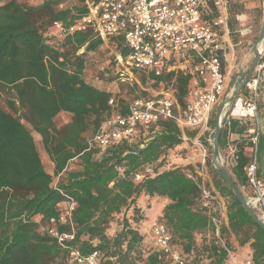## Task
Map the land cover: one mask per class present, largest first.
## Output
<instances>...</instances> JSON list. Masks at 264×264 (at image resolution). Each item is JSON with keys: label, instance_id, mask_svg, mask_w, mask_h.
<instances>
[{"label": "trees", "instance_id": "trees-1", "mask_svg": "<svg viewBox=\"0 0 264 264\" xmlns=\"http://www.w3.org/2000/svg\"><path fill=\"white\" fill-rule=\"evenodd\" d=\"M66 1L0 0V264H69L68 250L43 229L58 216L64 199L60 190L77 203L72 215L76 235L71 243L84 254L99 251L103 264H172L154 248H144L145 233L139 225L148 219L150 204L146 202L156 197L167 199L161 220L191 264H226L225 252L212 238L209 217L199 207L197 183L187 176L195 167L190 162L166 167L170 153L186 143L184 131L192 138L196 130L161 120L139 126L131 138L104 149H88L87 133L96 132L109 114L112 96L86 79L88 57L95 58L106 44L112 45L115 53L105 75L107 80H119L117 54L125 58L129 48L122 36H108L106 42L91 28L69 33V27L88 14L89 3L100 0H76L77 4L64 6ZM240 8L239 3L229 1L232 28L230 12L238 15ZM206 11L207 20L214 17L211 1ZM138 75L136 86L139 81L151 82L153 89L172 85L181 107L194 79L182 70ZM160 96L145 89L137 97ZM129 104L120 103L123 113ZM62 112L72 117L58 126L56 117ZM211 126L214 129V119ZM248 128L236 120L226 123L220 149L229 132L243 133ZM203 141L210 145L207 136ZM243 143L237 144L239 158L230 172L244 192L250 142L245 139ZM39 144L54 166L53 174L46 169ZM75 158L78 167L69 169ZM147 165L153 166L154 174L135 180V174ZM207 165L229 208L223 232L250 249L247 255L254 262L264 264V228L213 168L209 156ZM257 175L264 180V132L258 142ZM55 176L60 179L57 187L53 186ZM140 198L144 205H139ZM61 229L69 231L71 226Z\"/></svg>", "mask_w": 264, "mask_h": 264}, {"label": "built area", "instance_id": "built-area-1", "mask_svg": "<svg viewBox=\"0 0 264 264\" xmlns=\"http://www.w3.org/2000/svg\"><path fill=\"white\" fill-rule=\"evenodd\" d=\"M208 1L214 8V17L205 18ZM230 0H100L89 3V12L69 27V33L93 29L101 38L122 36L129 54L123 58L117 54L119 64L115 74L121 81L138 82L137 74L151 73L160 76L165 71L182 70L193 75L188 100L181 107L174 90L161 93L160 97H137L123 113L114 96L109 99L110 112L100 127L87 139L88 149H104L114 142L129 139L139 126H149L161 120H174L183 129L197 131L194 138L199 147L198 166L187 176L195 180L199 190V207L209 217L213 240L226 254V264L256 263L247 256L242 262L230 245L229 237L223 232L228 223L229 208L226 199L212 186L207 160L209 150L203 141L205 135L212 134L211 126L215 107L224 97L229 96L225 64L229 44L225 35L230 33ZM207 4V5H206ZM57 27L62 28L61 24ZM261 57L253 74L245 86V92L230 106L226 123L237 120L241 124L252 125L250 133V160L244 167L247 184L243 187L247 201L258 218L264 223V180L257 175L258 142L263 130L261 113L264 98V39L260 46ZM235 88L231 87V91ZM264 114V113H263ZM212 144L213 139L207 138ZM239 149L230 140L228 150L221 152L219 161L229 170L238 160ZM154 174L152 165H147L135 174L140 180ZM58 182H53L57 187ZM59 203L58 216L52 218L43 228L57 243L68 250L69 264H103L100 252L84 254L71 242L75 239L72 215L76 201L65 194ZM70 225L71 230L61 227ZM154 249L168 258L172 264H191L173 241L167 224L157 221L152 226ZM135 264H143L136 262Z\"/></svg>", "mask_w": 264, "mask_h": 264}, {"label": "rangeland", "instance_id": "rangeland-1", "mask_svg": "<svg viewBox=\"0 0 264 264\" xmlns=\"http://www.w3.org/2000/svg\"><path fill=\"white\" fill-rule=\"evenodd\" d=\"M20 2H29V3H40L43 0H18ZM232 2H237L241 5L240 12L238 15H235L234 10L231 13V20L233 22V28L229 26L230 33L225 35V40L229 44L228 49V60L231 61L233 65V69L231 68V72L227 77V85L231 83L233 75L235 74L236 66L239 64V61L244 63V74L247 73L253 58H254V48L253 45L258 38L262 22L264 19V0H232ZM77 4L76 0H68L64 3V6H72ZM106 42H108L106 40ZM105 49L102 53L97 55L95 58L89 56L87 60V73L86 79L95 84L96 86L100 87H110L112 96H114L115 101L118 102L119 106L122 102H132L137 96L141 94V90H149L150 93L153 94H161L163 91L172 90V85L170 84H163L156 88H152L153 84L151 82H147L142 84L139 81V86H136L134 82L128 81H121L117 79L107 80L105 73L107 72L108 68V61L112 54L115 53V48L112 45H105ZM230 69V68H229ZM140 76V74L138 75ZM139 78V77H138ZM235 88L233 91L237 90L238 86L234 85L232 88ZM220 103H218L215 107L214 111V121L216 119V115L219 110ZM262 111H264V98L262 100ZM71 117L66 114L62 113L56 117V123L58 126H62L68 121H70ZM263 126H264V115H262ZM193 131V129H188ZM264 130V127H263ZM207 138L213 139V133L205 135ZM195 136L192 137L190 140H187L183 147L180 149H175L173 152L170 153V158L168 161V166L166 167H173L178 164H182L185 162H190L193 164L194 167L198 166L200 161V151L199 147L195 144L194 140ZM209 150V157L212 159V148L213 145H207ZM40 152L43 156V160L48 170L49 161L48 155L43 150L41 144H39ZM49 167V168H48ZM78 167V159H75L71 162L69 169H74ZM209 175L212 181L213 175L212 172L209 170ZM59 177L55 176L53 182H59ZM164 199V198H163ZM167 201V199H165ZM148 211V210H147ZM152 215V214H150ZM161 220V215L159 216H148V221L141 222L143 225H139L141 230L145 233V237H149L150 234L148 232H152V226ZM164 221V220H163ZM165 222V221H164ZM150 230V231H149ZM151 240V239H150ZM147 246L146 251H150L152 249L150 243ZM146 245H144V248ZM234 247V246H233Z\"/></svg>", "mask_w": 264, "mask_h": 264}, {"label": "water", "instance_id": "water-1", "mask_svg": "<svg viewBox=\"0 0 264 264\" xmlns=\"http://www.w3.org/2000/svg\"><path fill=\"white\" fill-rule=\"evenodd\" d=\"M264 39V19L262 22V26L258 35V38L256 39L253 48H254V58L253 61L247 71L246 74L243 75V79L241 82V85L237 88L235 91H231V87L235 85V81L238 78V74H235L231 80V83L228 86V92L229 96L224 97L222 102L220 103L218 113L216 115L215 119V126L213 129V148H212V166L213 168L219 173L221 178L224 180V182L227 184V186L232 190V192L235 194V196L238 198V200L243 204V206L247 209V211L250 213V215L253 217V219L264 228V223L258 218L256 215L254 209L251 207L249 202L247 201V198L244 194V192L241 190L239 185L237 184L236 180L233 178L230 170L219 161V157L221 154L220 149V137L223 131L224 123L226 121V118L229 115L230 112V106L235 102V100L240 96L242 90L245 88L247 82L251 78L253 71L255 67L257 66L260 57H261V51L260 46Z\"/></svg>", "mask_w": 264, "mask_h": 264}, {"label": "crops", "instance_id": "crops-1", "mask_svg": "<svg viewBox=\"0 0 264 264\" xmlns=\"http://www.w3.org/2000/svg\"><path fill=\"white\" fill-rule=\"evenodd\" d=\"M207 5V4H206ZM205 10H206V7H205ZM244 63L242 62V61H239V64L236 66V69H235V74H238V78L236 79V81H235V85L236 86H240L241 85V82H242V79H243V75H244ZM230 68V69H229ZM231 68L233 69V65L231 64V61H229L228 60V58H227V60H226V63H225V71H226V73H227V75H229V73L231 72ZM234 74V75H235ZM233 75V76H234ZM192 84L194 85V84H196V81L194 80L193 82H192ZM99 88H101V89H104V90H106V91H109V92H111V89H110V87H100V86H98ZM62 113H65V112H62ZM62 113H60L59 115H61ZM66 114H68L70 117H72V114H70V113H66ZM237 121V120H236ZM239 122V121H238ZM240 123V122H239ZM241 124V123H240ZM248 126L250 127V128H248V129H246V130H244L243 131V133H240V132H237V131H233V132H229V134L227 135V137H226V144H225V147L223 148V150L221 149V151L223 152H225V151H227L228 150V145H229V143H230V140L231 141H233V144H238V143H241V144H244L243 142H244V140L245 139H248V137H249V135H250V133H251V130H252V126H251V124H248ZM92 135V132L91 131H89L88 133H87V136L89 137V136H91ZM38 137V136H37ZM184 139H185V141H187V140H190L191 138L190 137H188L187 135H186V133H185V131H184ZM75 159H77V158H75ZM74 159V160H75ZM73 160V161H74ZM73 161H71V162H73ZM71 162H70V164H71ZM70 164H69V166H70ZM50 167V168H49ZM49 169H48V172H50L51 174H53V172H54V166H53V164H49ZM73 169V168H72ZM212 186H213V188H215L216 189V187H215V185H214V182L212 181ZM217 190V189H216ZM218 191V190H217ZM167 202L168 201H166L165 200V198L163 199V198H161V197H156V198H152V199H150V200H148L146 203L147 204H150V207H148V211L146 212V216H153V217H157V216H159V215H161V213H162V210H163V208H164V206L167 204ZM141 204H143L144 205V202H143V199L142 198H140V200H139V205H141ZM150 214H152V215H150ZM147 221H148V219H147ZM146 221V222H147ZM150 231V230H149ZM149 234H150V236L149 237H145V241H144V243H145V247H146V249L145 250H147V246L149 245V244H147V243H150V245H151V247L152 248H154V243H153V237H152V232L150 233V232H148ZM151 239V240H150ZM229 239H230V241H231V243H232V245L234 246V247H232L233 248V250H234V252H235V254H236V258H237V260L239 261V262H242L243 261V259L245 258V257H247L248 255H247V253L248 252H251L250 251V249H247V247H242V246H240L239 245V243H238V241H237V239L235 238V236L234 235H232L231 237H229ZM231 245V244H230Z\"/></svg>", "mask_w": 264, "mask_h": 264}]
</instances>
